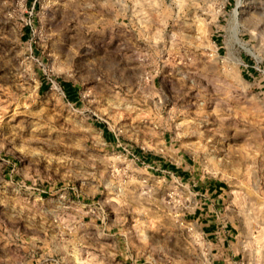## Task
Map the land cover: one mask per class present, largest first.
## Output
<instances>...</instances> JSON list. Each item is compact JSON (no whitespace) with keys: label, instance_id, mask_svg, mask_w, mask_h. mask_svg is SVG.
Returning <instances> with one entry per match:
<instances>
[{"label":"rangeland","instance_id":"1","mask_svg":"<svg viewBox=\"0 0 264 264\" xmlns=\"http://www.w3.org/2000/svg\"><path fill=\"white\" fill-rule=\"evenodd\" d=\"M133 209L166 264H264V0H0V264H120Z\"/></svg>","mask_w":264,"mask_h":264},{"label":"crops","instance_id":"2","mask_svg":"<svg viewBox=\"0 0 264 264\" xmlns=\"http://www.w3.org/2000/svg\"><path fill=\"white\" fill-rule=\"evenodd\" d=\"M201 189L203 191L191 192V197H194L197 202L196 223L201 228L202 237L208 239L209 250L216 249L218 253L223 254L226 261V258H230V254L233 253L231 250L234 244V234L229 227V221L227 222L220 213L219 205L222 201L223 187L219 183H210L204 185ZM134 210L132 213V227L120 231V235H117V239H114L115 245L122 244L119 251L120 264H166L167 261L170 262V258L166 257V252L163 249L160 250H163L161 253L165 256L159 253V250L149 249L146 253L141 251L140 211L135 213ZM99 230L98 235L102 239L101 254L103 257L108 254L105 238H109L110 234L105 231V226ZM91 253L94 254L95 252L92 250ZM227 262H231L230 259Z\"/></svg>","mask_w":264,"mask_h":264},{"label":"trees","instance_id":"3","mask_svg":"<svg viewBox=\"0 0 264 264\" xmlns=\"http://www.w3.org/2000/svg\"><path fill=\"white\" fill-rule=\"evenodd\" d=\"M69 87H70V86H69ZM72 89H73V90H72V91H73V93H72V94H75V89H74V88H72Z\"/></svg>","mask_w":264,"mask_h":264}]
</instances>
